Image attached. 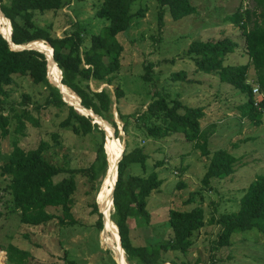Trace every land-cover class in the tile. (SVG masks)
<instances>
[{
    "label": "rangeland",
    "instance_id": "rangeland-1",
    "mask_svg": "<svg viewBox=\"0 0 264 264\" xmlns=\"http://www.w3.org/2000/svg\"><path fill=\"white\" fill-rule=\"evenodd\" d=\"M64 1L66 5L60 10L38 15L37 25L46 28L51 26V32L60 37L69 28L70 21H78L86 29L87 41L90 35L98 34L107 25L106 21L95 15V9L102 0ZM192 5L197 9L196 15L175 21L169 14L160 17L156 0H137L132 5L131 13L140 11L142 15H134L130 29L117 38L123 46L118 73L122 97L116 102L113 86L96 81L88 82V85L93 91L105 90L110 95L111 121L117 128V134L114 132L113 136H117L116 139L122 143V152L123 144L128 142V151L138 147L147 155L144 169L140 165H132L127 174L147 176L155 173L163 181L147 199L149 225L136 227L133 220L128 222L133 245L154 246L163 243L171 235L167 223L169 212L201 205L204 227L194 234L193 244L185 255L177 252L165 254L166 264H264L263 234L254 230L233 234L229 245L216 250L214 241L221 228L208 222L210 218L217 219L222 214L237 212L239 201L248 186L257 176L264 174V112L258 125L241 117L239 107L247 98L229 84L220 82L216 76L196 71L194 58L188 54V47L193 41L229 38L237 43V48L224 58L223 64H247L242 33L225 18L240 5L243 11L251 8L252 2L194 0ZM36 43L49 47L42 41L30 43L28 47L37 49ZM49 50L50 54L41 51L48 60V78L52 60L50 47ZM58 72L60 84L59 69ZM178 72H184L185 77H175ZM49 80L59 87L51 78ZM246 82H255L252 66L247 70ZM86 84L84 82L82 85ZM23 94L30 96L32 101L42 102L47 92L43 86L33 85L26 78L15 77L14 83L8 87L5 107L16 108ZM154 95L171 101L178 100L184 106L203 109L205 115L200 120V127L202 132H206L210 153L226 150L237 158L231 176L212 179L208 186H204L202 178L208 159L201 156L194 143L187 142L182 134L155 141L146 139L131 125L129 134H124L117 109L121 114L131 117L145 110ZM253 98L258 103L262 95ZM87 112L82 111L89 116L91 112ZM65 117L66 112L58 113L51 108L40 111L39 125L26 124L23 135L14 132L16 122L12 119L8 136H0V166L8 162L14 143L27 151L36 148L40 141H46L50 149L44 156L50 163L66 168L87 169L95 158L101 136L96 130L86 136L73 134L69 128L59 126ZM92 117L106 134L104 125L94 115ZM104 122L114 130L111 124ZM130 122L133 123V120ZM53 134L58 136L57 140L52 139ZM106 141L107 134L104 147ZM104 177L90 182L89 176L85 174L75 176L77 187L71 209L74 225L62 226L58 220H52L41 226H27L20 224L19 214L13 209L11 196L5 189L8 181L0 175V264H9L7 253L2 249L10 244L28 253L22 264H119L105 241L103 219V229L100 230L97 215L91 214V205L93 200L95 203L98 201ZM191 198L195 200L188 202ZM97 208L99 212V204ZM47 212L61 214L59 209L53 208H48ZM112 212L113 206L107 216L110 221ZM14 258L17 259V256Z\"/></svg>",
    "mask_w": 264,
    "mask_h": 264
},
{
    "label": "trees",
    "instance_id": "trees-1",
    "mask_svg": "<svg viewBox=\"0 0 264 264\" xmlns=\"http://www.w3.org/2000/svg\"><path fill=\"white\" fill-rule=\"evenodd\" d=\"M136 1L102 0L95 9V15L106 21L107 25L98 34L90 35L88 41L86 29L78 21H70L69 28L60 37L51 32V26L46 28L37 25L38 15L60 10L66 5L64 0H0V11L10 22L11 42L17 46L34 41L47 43L53 50L52 59L61 72V84L80 99L82 107L111 124L117 134L116 125L111 121L110 95L105 90L93 91L88 82L113 86L116 102L122 97L118 73L123 46L117 38L130 29L134 15H142L140 11L131 13ZM193 1L156 0L160 17L169 14L175 21L197 14ZM251 2V8L243 11L240 5L225 18L242 33L247 64H223L224 58L237 48V43L229 38L193 41L188 47V54L194 58L196 71L216 76L220 82L229 84L247 98L239 107L241 117L258 125L264 112V0ZM1 35L0 136H8L12 119L16 122L14 132L19 135L24 134L26 124L37 127L40 111L48 108L58 113L66 112L59 126L69 128L73 134L86 136L96 130L101 136L95 158L87 169L66 168L50 163L44 156L50 149L46 141H40L36 148L27 151L14 143L8 162L0 166V175L8 181L5 189L11 196L13 209L19 214L20 224L41 226L58 220L62 226L74 225L71 209L77 187L75 176L85 174L89 176L90 182L104 177L108 167L103 148L106 134L99 125L92 124V118L79 114L63 102L59 90L47 79L44 54L36 50H12ZM249 66L254 70L255 81L262 93L258 103L254 101L252 87L246 82ZM15 77L26 78L33 85L43 86L47 94L42 102L32 101L30 96L23 94L16 108H6L8 87L14 83ZM175 77L183 79L185 74L178 72ZM84 82L87 83L85 86L82 85ZM117 114L125 135L129 134L131 125L146 139L159 141L174 134H182L187 142H193L201 156L208 159L202 178L204 186H208L212 179H224L233 174L237 158L226 150L210 153L208 149L206 132H202L200 127V120L205 115L202 108L184 106L178 100L171 101L154 95L145 110L128 117L117 109ZM52 139L57 140L58 136L53 134ZM146 159L147 155L140 148L128 151V142L125 144L117 167L110 219L117 227L120 246L129 264H166L165 254L177 252L185 255L191 248L194 234L205 225L204 210L201 205L183 211L171 210L167 222L171 231L169 239L154 246L133 245L128 222L133 220L136 227L149 225L147 199L163 182L155 173L147 176L127 174L132 165H140L144 169ZM60 176L63 177L58 179ZM194 200L191 198L188 202ZM48 208L59 209L61 214L49 213ZM91 214L97 215V226L102 230L103 215L98 212L95 200L91 205ZM208 222L221 228L214 241L216 250L229 245L236 233L254 230L264 235V174L257 176L248 186L239 201L237 212L222 214L217 219L210 218ZM2 250L6 251L9 264H22L28 254L11 244Z\"/></svg>",
    "mask_w": 264,
    "mask_h": 264
},
{
    "label": "bare ground",
    "instance_id": "bare-ground-1",
    "mask_svg": "<svg viewBox=\"0 0 264 264\" xmlns=\"http://www.w3.org/2000/svg\"><path fill=\"white\" fill-rule=\"evenodd\" d=\"M0 33L5 38H9V36H10V23L5 17H2L1 14H0ZM32 46H34V45H32ZM35 47L37 49H39L40 51H43V52L50 54V50H49L50 46L48 47L42 43H36ZM31 48H33V47H31ZM51 53H52V49H51ZM51 57H52V54H51ZM58 73H59L58 68L56 67L55 63L53 62V59L50 60L49 68H48L49 78H51L55 84L59 85V88L62 91V95H63L64 100L67 103L73 105L76 109L79 110V112H82V109H80V107H79V100L76 97V95L73 94L72 91L70 92L69 89H68L69 90L68 91L67 88L60 86L61 82L59 84V74ZM86 112L87 111H85V113ZM87 113H89V112H87ZM95 119L99 123L104 125L105 131L107 134V141H106L105 149H106L107 156L109 157V165L107 168V173L103 179V183H102L103 187H101V192L98 196V201H97L99 204L100 210L103 213L102 217H103V225L105 227V231H104L105 241L108 244V246L111 248V250L114 252V255H115L118 263L119 264H128L126 257H125V254H124V251L120 246L118 230H117L116 226L114 225V223H112L107 218L108 213L112 208V191H113V187H114V184L116 181L117 165H118V162H119L121 155H122V143H120L119 140H117L115 138V136H113L114 131L108 125H106V123L100 117H96ZM103 131H104V129H103ZM105 217H106V219H104Z\"/></svg>",
    "mask_w": 264,
    "mask_h": 264
},
{
    "label": "water",
    "instance_id": "water-1",
    "mask_svg": "<svg viewBox=\"0 0 264 264\" xmlns=\"http://www.w3.org/2000/svg\"><path fill=\"white\" fill-rule=\"evenodd\" d=\"M0 14H1V16L2 17H4L3 16V14L1 13V11H0ZM8 20V19H7ZM9 21V20H8ZM10 29H11V27H10ZM1 34V33H0ZM2 36V35H1ZM7 42H8V44H9V46H10V48L12 49V50H15V51H21V50H36V51H38V52H40V53H42L41 51H39V50H37V49H34V48H31V47H28V44H26V45H14L12 42H11V31H10V36H9V38H5L4 36H2ZM35 42V41H34ZM44 42V41H43ZM30 43H33V42H30ZM51 48V47H50ZM52 49V48H51ZM52 52H53V50H52ZM42 54H44V53H42ZM52 54V53H51ZM44 56H45V58H46V60H47V57H46V55L44 54ZM55 63V62H54ZM47 66H48V60H47ZM61 78H62V75H61ZM47 79H48V81L50 82V80H49V78H48V76H47ZM51 83V82H50ZM52 84V83H51ZM53 86H55L58 90H59V92H60V94L62 95V91L60 90V88L58 87V86H56V85H54V84H52ZM60 85H62V84H60ZM73 93V92H72ZM78 98V97H77ZM62 100H63V102H65L67 105H69V106H72L79 114H81V115H84V116H86V117H90V118H92L93 119V117H92V115L90 114L89 116L88 115H86V114H84V113H82V112H79V110L78 109H76L73 105H71V104H69V103H67L65 100H64V98H63V96H62ZM78 100H79V107H80V109H82V111H89V112H91L92 114H93V112L92 111H90V110H86L84 107H82L81 105H80V99L78 98ZM95 117H98L97 115H95V114H93ZM92 124H97V125H99L96 121H94L93 120V122H92ZM99 127H100V125H99ZM100 129H102L101 127H100ZM103 130V129H102ZM114 131V130H113ZM123 146H124V148H125V144H123ZM103 148H104V153H105V147L103 146ZM124 148H123V151H124ZM122 154H123V152H122ZM105 155H106V153H105ZM121 158H122V156H121ZM121 158H120V160H121ZM119 160V161H120ZM106 161H107V166H108V159H107V157H106ZM119 163V162H118ZM117 167H118V165H117ZM116 180H117V173H116ZM115 183H116V181H115ZM114 187H115V184H114ZM114 187H113V190H114ZM98 195V194H97ZM97 197V196H96ZM112 201H113V191H112ZM96 204H97V206H98V203H97V201H96ZM113 204V203H112ZM99 213L101 214V211L99 210ZM102 215V214H101ZM102 219H103V217H102ZM117 228V227H116Z\"/></svg>",
    "mask_w": 264,
    "mask_h": 264
},
{
    "label": "built area",
    "instance_id": "built-area-1",
    "mask_svg": "<svg viewBox=\"0 0 264 264\" xmlns=\"http://www.w3.org/2000/svg\"><path fill=\"white\" fill-rule=\"evenodd\" d=\"M248 84L252 87V93L254 96H261L262 95L256 81L254 83H248Z\"/></svg>",
    "mask_w": 264,
    "mask_h": 264
}]
</instances>
